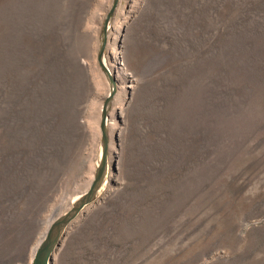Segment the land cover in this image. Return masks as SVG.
Segmentation results:
<instances>
[{"label": "rangeland", "instance_id": "rangeland-1", "mask_svg": "<svg viewBox=\"0 0 264 264\" xmlns=\"http://www.w3.org/2000/svg\"><path fill=\"white\" fill-rule=\"evenodd\" d=\"M113 0H0V264H30L102 155ZM103 187L51 264H264V0H119Z\"/></svg>", "mask_w": 264, "mask_h": 264}, {"label": "water", "instance_id": "water-1", "mask_svg": "<svg viewBox=\"0 0 264 264\" xmlns=\"http://www.w3.org/2000/svg\"><path fill=\"white\" fill-rule=\"evenodd\" d=\"M119 0H113L112 6L107 14V18L105 21V26L103 30V39L102 45L100 48V52L98 55V60L100 61L103 70L109 76L111 81V92L109 96L106 98L105 103L102 108V117H101V134H102V155L101 161L98 164V168L95 172L94 179L89 187V189L83 193L76 201H74L73 206L70 210L65 212L64 214L58 215L51 225L49 226L46 235L41 240L36 252L31 260L30 264H51L53 260V254L58 247L60 240L68 227V225L80 214V212L90 204L98 191L104 184V180L108 170V159H109V134H108V110L111 103V100L114 97L116 91V80L108 69L107 64L103 60L104 49L106 46L109 23L114 15L116 7L118 5Z\"/></svg>", "mask_w": 264, "mask_h": 264}, {"label": "bare ground", "instance_id": "bare-ground-1", "mask_svg": "<svg viewBox=\"0 0 264 264\" xmlns=\"http://www.w3.org/2000/svg\"><path fill=\"white\" fill-rule=\"evenodd\" d=\"M105 61V60H104ZM106 62V61H105ZM109 69V68H108ZM110 70V69H109ZM103 187V186H102ZM80 197V195L79 196H77V198H75V200H77L78 198ZM74 203V202H73ZM53 222V221H52ZM51 225V224H50ZM48 230V229H47ZM47 232V231H46ZM45 235H46V233H45ZM44 235V236H45ZM44 236H43V238H44ZM43 238H41V240L43 239ZM41 240H40V242H41ZM40 242L36 245V247H35V249H34V251H33V256H34V254H35V252H36V249L38 248V246H39V244H40ZM33 256H32V258H33ZM32 258H31V260H32Z\"/></svg>", "mask_w": 264, "mask_h": 264}]
</instances>
